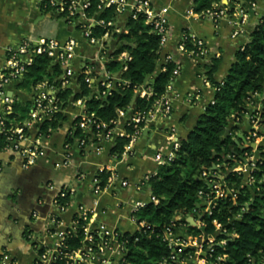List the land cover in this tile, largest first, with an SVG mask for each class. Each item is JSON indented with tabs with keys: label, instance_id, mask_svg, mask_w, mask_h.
<instances>
[{
	"label": "built area",
	"instance_id": "obj_1",
	"mask_svg": "<svg viewBox=\"0 0 264 264\" xmlns=\"http://www.w3.org/2000/svg\"><path fill=\"white\" fill-rule=\"evenodd\" d=\"M246 1V0H245ZM94 4V0H46L48 6L55 16L63 19L65 24L81 33L82 37L92 45L101 44L102 38H107L112 32H120L113 28V19L117 15H126L136 17L142 14L148 23L153 27V31L160 37L161 50L171 40V27L169 22L168 10L163 7L159 10L154 9L149 0H98L96 11L89 15V10ZM256 1H246L245 5L237 3L236 0H220L214 3L211 8L202 10L193 15L200 18H208L213 22L220 21L231 12L239 15V21L235 22V28L232 37L243 32L242 26L248 24L247 8H255ZM108 8H113L114 17L110 20L101 19L100 14ZM264 14V13H263ZM262 14V15H263ZM262 15H259V19ZM98 27L104 30L100 37L94 35V29ZM121 33H127V30ZM191 40L194 49L186 48V41ZM177 51L192 57H205L209 51L202 39H196L189 33L183 31L180 34ZM100 55H106V50L100 46ZM43 55L50 60L51 66H56L59 70L58 75L53 79H44L32 87L29 96L30 109L27 118L21 123H13L8 119L12 113V106L17 98L12 95L10 88L21 82L23 75L33 64L36 56ZM111 62H118L120 70L125 71L131 60L126 51H122L117 57H110ZM77 41L74 37L66 39L45 38L22 39L15 45L5 48L3 64L0 67V140L4 143L6 150L12 151L22 158V166L28 169L39 157H44L47 149L49 134L44 135L41 131V125L45 121H52L63 111L64 100L61 92L68 89L74 82L78 81L83 72V80L91 89L92 93L88 96L72 99V104L78 108L76 122L68 131L72 133L74 127H79L92 134V139L98 141L115 140L118 137L128 138V144L133 143L139 137L144 126L156 121H164L169 118L172 110V97L174 80L181 71V63L174 59L172 53H167L159 61V71L166 69L169 63H173L172 74L166 86V91L160 97L154 99L152 106L146 110H136L120 124V117L125 113V109L117 110V118L109 123L100 121L93 112L87 108V99L93 97H106L119 87H128V81L122 79L100 78L94 66L85 62L76 65ZM53 73V72H52ZM204 87L212 89L213 92L220 90L219 85L223 80L217 81L219 85H213L206 77L200 76ZM175 97L178 95L173 91ZM143 94L148 97L152 95V90L148 86ZM257 100L250 102L249 109L242 117L247 118L249 126L248 143L243 147V153L235 160L233 166L228 169L229 172L243 173L245 175L244 183L253 185L257 161L260 160V154L264 153V144L257 148V139L264 137V119L262 113L264 109V91L263 94L256 93ZM191 98V96H190ZM191 100V99H189ZM214 104L212 98L208 105ZM242 120V118H241ZM240 121H236L238 123ZM131 130V132L128 129ZM167 141L170 147L167 151H157L154 156L156 163L161 166L174 160L177 151L181 147L180 137L174 127L170 128L167 134ZM86 138L77 139L80 149L86 147ZM254 145V147H251ZM70 142L64 143V158L57 167L68 166L71 164V153L69 151ZM250 149V150H248ZM234 160V155H226L224 162H218L209 169H204L201 173V180L205 184V189L198 192L200 202L192 212L176 217L177 222L191 221V226L201 231L198 235H192L182 232V229L174 230L176 226L182 227V224H172L163 231L164 241L172 250L169 259L163 264H185L188 261L196 260L195 264H224L226 255L212 256L214 245H223L228 239L235 236L236 233H230L224 224L213 220L214 231L208 233L205 231V222L197 215H211L217 206V201L230 196L236 199V190L230 187L225 181V174L222 167H228L229 162ZM77 177H84L82 172H77ZM146 175L138 188L144 186V182L149 179ZM126 185V182L122 183ZM46 188L54 190L55 185L47 183ZM99 179L96 178L92 184L93 204H97V197L103 191ZM73 189L68 185H62L57 189L52 204L55 208L52 212H47L42 216L37 210L33 211L34 221L42 222L41 232L36 233L29 230L24 238L33 250L34 256L29 264H120L123 257L125 242L121 239L122 232L106 225H95L90 216L91 210L86 207H79L77 215L66 222L61 214L68 207ZM154 196H150V201H155ZM64 201V202H63ZM42 201H37L41 204ZM63 202V203H62ZM144 203H137L134 212L143 207ZM243 210V208H241ZM197 217V218H196ZM240 214L235 215L239 218ZM134 218V217H133ZM135 220V219H134ZM136 221V220H135ZM137 228H149L144 222H136ZM222 238H219V237ZM77 240L78 244L72 245L71 241ZM192 249L191 253L183 252ZM206 252L204 256L203 253ZM212 259V260H211ZM252 259H250L251 261ZM0 264H21L16 257L7 252H0ZM264 264V257L261 262Z\"/></svg>",
	"mask_w": 264,
	"mask_h": 264
},
{
	"label": "crops",
	"instance_id": "obj_2",
	"mask_svg": "<svg viewBox=\"0 0 264 264\" xmlns=\"http://www.w3.org/2000/svg\"><path fill=\"white\" fill-rule=\"evenodd\" d=\"M149 1L156 10L167 8L172 31L171 40L161 50L160 59L161 56L172 53L179 57L181 63L180 74L173 84V91L178 96L175 97L173 91L170 92L173 98L171 114L164 121L144 126L136 141L124 145L119 157L113 152L115 140L92 139L83 149H80L77 140H74L69 147L71 164L57 167L56 164L64 158V143L78 114V108L72 104V99L80 92V87L79 81H74L68 88L70 94L61 112L62 119L56 128L50 130L44 157L37 158L30 168L24 169L20 155L1 149L0 252L13 254L21 264H29L34 256L29 243L23 237L24 227H31L36 233L41 232L42 222L34 221L33 217L31 218L32 213L37 210L43 216L54 211L53 198L57 189L64 184L73 189L70 203L61 214L66 222H70L77 215L79 207H86L91 210L90 216L95 225H106L120 232L130 233L137 229L133 218L134 207L137 203H148L151 196L148 188L137 186L146 175L157 174L159 165L154 156L157 151H167L170 147L167 141L169 129L174 127L179 137L185 138L208 102L214 98L215 92L203 86L200 75L218 61L213 77L216 81L223 80L228 75L236 52L246 46L251 32L259 22V15L264 13V0H256L255 8H247L249 20L248 24L241 27L243 32L232 37L234 24L239 21V15L234 12L218 22H213L192 14L198 13L194 11L196 0ZM44 2L46 0H0V67L3 64L5 48L17 44L22 39L74 37L77 41L76 65L89 62L100 78L120 79V69H109L112 62L107 54L114 58L122 52H118L123 44L118 36L126 30L128 17L115 16L112 20L113 28L120 32H112L107 38L101 39V44L92 45L80 32L67 26L63 19L55 16L51 10H46ZM236 2L245 5L246 1ZM183 31L196 39H202L209 51L208 55L196 58L179 53L177 45ZM101 45L106 50V55H100ZM145 88L146 86H140L136 89L133 100L120 117V124L133 112L136 98L144 93ZM10 90L18 101L29 98L28 94L15 85ZM232 125L236 127L231 136L234 145L238 149L239 146L245 147L250 143L247 118L244 116L240 122H232ZM238 135L244 140L239 139ZM255 144L257 148L263 146L264 137L257 139ZM79 171L84 175L82 179L77 177ZM100 172H108L110 175L103 191L97 197V204L94 205L92 184ZM123 182H126V185H123ZM47 183L54 184L55 189L46 188ZM38 199L42 201L41 204L37 203ZM187 223L191 226L190 221ZM182 232L186 233V229H182ZM195 262L194 259L185 264Z\"/></svg>",
	"mask_w": 264,
	"mask_h": 264
},
{
	"label": "trees",
	"instance_id": "obj_3",
	"mask_svg": "<svg viewBox=\"0 0 264 264\" xmlns=\"http://www.w3.org/2000/svg\"><path fill=\"white\" fill-rule=\"evenodd\" d=\"M220 0H196L194 11L200 12L212 7ZM256 1V0H246ZM98 0L89 10V15L96 11ZM44 6L46 10L50 8ZM113 8L105 9L100 18L110 20L113 18ZM127 33H121L118 37L123 42L118 50L126 51L131 60L127 69L121 72L120 79L129 82L128 87H119L111 95L106 97H93L87 99L86 105L90 112L105 123L111 124L117 118V110L126 109L134 98L136 89L140 86L150 87L152 95L141 94L136 98V110L149 109L154 99L160 97L166 91L170 80L173 63H169L165 70L157 71L160 60L161 47L160 37L153 31V27L147 22L142 14L129 17L126 23ZM104 30L96 27L94 35L100 37ZM187 49H194L191 40L186 41ZM117 52V53H118ZM174 59L178 60L175 54ZM218 61L208 67L200 76L206 77L213 85H219L214 79ZM110 70H119L120 64L112 62ZM53 72V73H52ZM59 73L56 66L50 65V60L43 56H36L33 64L23 75L21 82L15 86L30 96L32 87L48 78L53 79ZM84 73L79 76L80 92L74 98L88 96L91 89L83 80ZM220 90L214 95V104L206 106L203 113L197 119L194 127L185 138H180L181 147L175 158L170 163L159 166L155 176H150L144 182L150 195L156 198L149 201L133 213L136 222H144L149 228L136 229L134 232H122L121 239L125 242L123 257L120 264H163L169 259L172 250L164 241L163 231L172 224H182L173 229H186L187 234L198 235L199 229L190 226L187 221L177 222L176 217L190 213L200 202L198 192L205 189L201 180V173L218 162H224L226 155H234V160L229 162L228 167H222L225 181L236 190L237 197L230 196L217 201V206L211 215H197L205 222V231L213 232V220L224 224L230 233H236L223 245H214L212 256L226 255L224 264H256L264 257V153L260 154L257 161L256 171L253 173L255 183L246 185L243 173L229 172L228 168L233 166L243 151L239 150L232 141V134L236 127L232 122L241 121L242 116L249 109L250 102L255 103V94L262 93L264 87V14L259 19L257 26L250 34L246 46L235 54L234 62L231 64L228 75L219 85ZM70 91L61 92L64 100H67ZM65 106V103H64ZM30 109L29 98L25 101H16L12 106V113L7 117L13 123L23 122ZM264 119V109L262 113ZM62 119L59 113L52 121H45L41 125L44 135L50 133L51 129L58 126ZM76 120L74 121V123ZM264 122V121H263ZM73 123V124H74ZM128 129V128H127ZM130 132L131 130L128 129ZM226 130L229 135L224 137ZM86 138V145L92 140V134L79 127H74L72 133L67 135L66 142ZM113 152L119 157L123 147L128 143V138L118 137L115 139ZM4 148L0 140V150ZM250 150V149H248ZM108 172H100L98 175L101 187H104L109 177ZM64 202V201H63ZM62 202V203H63ZM243 208V210L241 209ZM240 214L239 218L235 215ZM196 217V218H197ZM219 238H222L221 236ZM77 245V240L71 241ZM187 249L183 253H191ZM211 259V260H212ZM250 259H252L250 261Z\"/></svg>",
	"mask_w": 264,
	"mask_h": 264
},
{
	"label": "water",
	"instance_id": "obj_4",
	"mask_svg": "<svg viewBox=\"0 0 264 264\" xmlns=\"http://www.w3.org/2000/svg\"><path fill=\"white\" fill-rule=\"evenodd\" d=\"M228 134H229V131L226 130L224 137H226ZM238 138L241 139V140H244L243 137H242L241 135H238ZM236 143L238 144L237 141H236ZM251 147H254V145H251ZM239 150H243V147L239 146ZM189 221H190V220H189ZM190 222H191V221H190ZM203 255L205 256V255H206V252L203 253Z\"/></svg>",
	"mask_w": 264,
	"mask_h": 264
},
{
	"label": "flooded vegetation",
	"instance_id": "obj_5",
	"mask_svg": "<svg viewBox=\"0 0 264 264\" xmlns=\"http://www.w3.org/2000/svg\"><path fill=\"white\" fill-rule=\"evenodd\" d=\"M31 218H32V216H31ZM30 218V219H31ZM29 230H33L31 227H24V231H23V237H24V235L26 234V232L27 231H29Z\"/></svg>",
	"mask_w": 264,
	"mask_h": 264
}]
</instances>
